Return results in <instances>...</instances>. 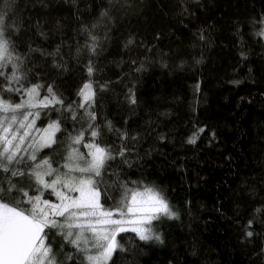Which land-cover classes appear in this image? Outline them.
Returning a JSON list of instances; mask_svg holds the SVG:
<instances>
[{
  "label": "trees",
  "instance_id": "obj_1",
  "mask_svg": "<svg viewBox=\"0 0 264 264\" xmlns=\"http://www.w3.org/2000/svg\"><path fill=\"white\" fill-rule=\"evenodd\" d=\"M0 11L14 25L7 36L27 74L25 87L51 84L66 104H78L79 88L94 82L96 142L114 153L128 149L108 161L101 188L115 198L122 182L155 187L178 215L153 222L163 243L121 234L126 251L110 264H264V39L256 35L264 0H0ZM85 28L98 37L95 54L85 47ZM0 84H7L2 76ZM69 115L49 108L36 121L61 122L55 150L38 153L53 167L64 163L68 133L87 128L86 119ZM200 128L196 143H188ZM13 167L28 171V164ZM8 178L17 187L30 184L27 174L0 172V184ZM48 242L57 264H83L61 236L50 234Z\"/></svg>",
  "mask_w": 264,
  "mask_h": 264
},
{
  "label": "snow or ice",
  "instance_id": "obj_2",
  "mask_svg": "<svg viewBox=\"0 0 264 264\" xmlns=\"http://www.w3.org/2000/svg\"><path fill=\"white\" fill-rule=\"evenodd\" d=\"M104 15L106 13H101ZM259 23L264 25V19ZM10 27L14 25L6 12L0 11V76L7 81V84H0V172L8 173L10 177L27 174L30 184L17 187L10 178L6 187L0 184V264H57L52 244L48 242L50 234L61 236L77 253H82L83 264H110L118 250L126 251L118 240L121 234L134 233L145 243L153 240L163 243L152 227L153 222L161 217L176 219L178 215L161 190L147 185L141 190L122 182L119 195L113 198L108 194V188H101L108 161L115 160L117 155L123 157L128 149L123 146L114 153L109 146L96 142L100 131L93 110L96 103L94 82L88 79L79 88L76 93L78 104H66L51 84L46 88L41 83L25 87L21 81L27 79V74L20 70L21 64L17 61L21 58L13 51L7 36ZM84 31L90 41L85 47L95 54L98 37L87 28ZM256 35L264 39V27ZM200 39H204L203 35ZM133 43L134 40H128L129 45ZM42 54H59V48L55 54ZM8 65L12 66L10 75L5 73ZM53 65L58 66L55 60ZM94 71L89 61L87 76L91 78ZM100 87L103 89L106 85ZM41 89L44 95H41ZM5 92L20 96L19 102H13L11 96L5 97ZM129 99L132 104L136 103L134 93ZM49 108L61 114L69 113L65 119L77 123L86 119L88 122L86 129L81 127L74 135L68 133V151L64 163L58 167H53L48 155L38 159L41 150L54 149L58 144L57 133L62 131L59 119L50 120L46 127H37L41 111ZM79 109L83 113L78 119ZM107 127L111 131L110 121ZM85 131H89L90 136L87 142ZM203 132L204 128L198 129L188 143L195 144ZM120 138L127 139V133H122ZM81 144L87 152L74 147ZM21 164H28L27 173L20 167H13ZM132 183L135 185L136 182ZM102 199L112 203H103ZM248 223L251 226L252 222ZM246 235L251 237L253 233L248 231Z\"/></svg>",
  "mask_w": 264,
  "mask_h": 264
},
{
  "label": "rangeland",
  "instance_id": "obj_3",
  "mask_svg": "<svg viewBox=\"0 0 264 264\" xmlns=\"http://www.w3.org/2000/svg\"><path fill=\"white\" fill-rule=\"evenodd\" d=\"M84 147V146H83ZM80 150H82V148L80 149ZM81 152H87V149H83ZM172 209H173V207H172ZM174 210V209H173Z\"/></svg>",
  "mask_w": 264,
  "mask_h": 264
}]
</instances>
